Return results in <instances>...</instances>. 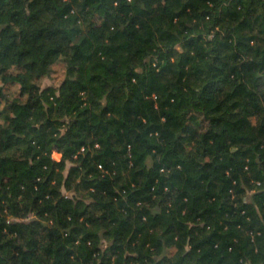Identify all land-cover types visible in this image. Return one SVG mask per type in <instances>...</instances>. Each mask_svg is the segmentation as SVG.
<instances>
[{
    "label": "trees",
    "instance_id": "1",
    "mask_svg": "<svg viewBox=\"0 0 264 264\" xmlns=\"http://www.w3.org/2000/svg\"><path fill=\"white\" fill-rule=\"evenodd\" d=\"M0 82V264H264V0H0Z\"/></svg>",
    "mask_w": 264,
    "mask_h": 264
},
{
    "label": "rangeland",
    "instance_id": "2",
    "mask_svg": "<svg viewBox=\"0 0 264 264\" xmlns=\"http://www.w3.org/2000/svg\"><path fill=\"white\" fill-rule=\"evenodd\" d=\"M65 76V68L63 63H57L53 66V70L50 74V76H46L43 79L40 80V84L42 87H45L47 85H58ZM0 86H3V94L1 96L2 102H1V108L5 107L9 102L12 101V99L18 94V90L13 86H7L3 85L2 82H0ZM4 119H0V129L3 128ZM53 157L55 159H60L61 154L57 151L53 152Z\"/></svg>",
    "mask_w": 264,
    "mask_h": 264
}]
</instances>
